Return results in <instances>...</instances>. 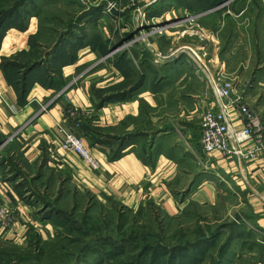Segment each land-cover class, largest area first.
Masks as SVG:
<instances>
[{"label":"crops","instance_id":"obj_1","mask_svg":"<svg viewBox=\"0 0 264 264\" xmlns=\"http://www.w3.org/2000/svg\"><path fill=\"white\" fill-rule=\"evenodd\" d=\"M37 1L39 5L14 9L0 5V207H9L13 217L10 227L0 221V243L27 247L31 238L51 242L60 233L57 211L38 207L27 190L19 193L28 176L36 174L39 181L50 171L66 173L98 205L137 215L159 209L175 219L229 204L242 232L259 240L234 243L220 264H264V154L253 160L220 151L206 154L200 144L203 115L219 106L213 81L221 71L235 83L233 98L241 96L264 124V5L246 19L253 35L262 34L261 48L247 31L244 57L236 51V22L223 50L222 37L205 24L208 14L223 7L229 18L237 17L230 3L199 11L203 15L193 35L188 30L172 39L167 33L165 52L153 39V48L141 42L114 59H103L120 41H115L111 15L87 11L75 0ZM56 1L59 5H47ZM162 1L140 0L139 5L149 12L156 10L149 5ZM185 2L205 9L198 0H165L162 14L177 18L173 7L188 6ZM133 17L129 25L138 28L137 14ZM221 23L219 33L226 19ZM198 37L208 40L206 46ZM156 51L169 58L156 62ZM79 112H86V118ZM230 115L233 128L241 129L235 107ZM74 121L99 161L98 169L61 148ZM14 154L22 165L9 177L8 160ZM45 185L50 190L55 182ZM167 262L186 264L184 258Z\"/></svg>","mask_w":264,"mask_h":264},{"label":"rangeland","instance_id":"obj_2","mask_svg":"<svg viewBox=\"0 0 264 264\" xmlns=\"http://www.w3.org/2000/svg\"><path fill=\"white\" fill-rule=\"evenodd\" d=\"M26 1L0 0V5L26 4ZM44 1L42 2L44 3ZM75 1L85 7L81 0ZM89 1L94 5L101 0ZM102 1H116L118 3L117 10L111 15L116 26V42H118V39L120 43L128 41L132 39L130 37L132 34H139L140 30L137 27L132 23L129 25L130 21L134 19L133 15L137 13V7L132 5L131 0ZM226 1L228 0H223V3ZM39 3L37 0H31L26 5H39ZM47 5H59V3L56 1ZM257 5H264V0H232L230 7L234 8L237 14V17L233 18L234 20L229 18V14H225L227 8L224 7L206 16L205 24L210 26L209 30L222 37L220 50L226 47L230 30H232L235 22L237 24L235 27L236 38H238L239 42V48L236 51L239 57H244L246 54L245 48L248 46V38L247 36L245 38V35H247V31L249 32L250 40H254L255 44L258 41V46L261 48L262 34L253 35L252 27H248L246 24V19L254 15L253 8H256L257 13L259 12ZM209 6L204 5L205 9L203 10H209ZM101 7H94L98 8V15H102ZM153 7L157 9L150 16H160V11L164 10V6L160 3L158 5H149V8ZM85 10H87L86 7ZM87 11L92 12L94 10L90 9ZM60 17L68 19L64 14ZM166 17H168L167 20ZM200 18L195 24H190L187 22L180 23L181 18H173L171 15H166L163 17V25L171 23L167 31L161 35L151 34L150 29L155 25L153 23L151 26H145L142 29V33L151 34L149 35L150 40L153 42V39L157 40L162 51H164L166 50L167 33L172 35V39L173 37H182L188 33V30H191L190 35H193L194 30L199 29ZM219 18L222 21L226 19L227 23L225 24L227 29L224 28L221 33H219L218 25H221L222 21L218 23ZM47 21L48 19L44 20L43 24ZM157 24L161 25L159 22ZM62 27L66 29L65 25ZM198 39L201 40L202 38L198 37ZM207 41L206 38L201 40L203 46H206ZM116 44L113 46H116ZM137 46H134L133 49L137 48ZM143 68L141 67V71L145 72L146 68ZM8 163L11 164L9 177H15L20 171L19 165H22V159L17 154H14L13 158L8 160ZM40 181H46L45 184L48 185L55 182V185L54 187L50 186L51 189L48 190L46 185ZM61 182L65 184V189H62L59 185ZM24 183L28 187L29 195H34L31 200L38 207L44 209L49 206L48 212H60L57 218L60 234L65 237H71L69 233L72 232L74 237L69 239L72 240L74 238L73 240H77V242L64 240L62 248L59 249L57 247L56 250H54L55 247L50 242H39L27 247H14L0 243V264H69L67 259H72L73 255L82 257L80 263H86L94 261L99 254H115V256L106 259V264H168V260L177 258L181 261L184 258L186 264H220L225 263L224 260L230 257V250L234 243L244 240H259V237L254 234L242 232L241 228H239V221L241 222V220L238 221V218L228 212L232 208L229 204L207 208L202 210L201 214L188 213L183 217L173 219L166 217L163 211L159 209H153L143 215L131 213L121 207L106 209L98 205L91 197L73 184L66 173L48 171L46 178L39 179V181L38 175L34 174L28 176ZM62 192L65 193L64 199L61 200L60 194ZM98 237H101L102 240L94 241ZM205 237H207L205 240L196 242ZM96 243L98 247L95 246ZM83 246L89 248L85 253L80 252ZM94 250H97L96 254L93 253Z\"/></svg>","mask_w":264,"mask_h":264},{"label":"built area","instance_id":"obj_3","mask_svg":"<svg viewBox=\"0 0 264 264\" xmlns=\"http://www.w3.org/2000/svg\"><path fill=\"white\" fill-rule=\"evenodd\" d=\"M87 10L94 7L102 6V14L112 15L115 13L118 7L116 1L106 2L99 1L94 4L89 0H81ZM132 5H135L136 14L138 18V29L140 30L138 35L132 34V39L119 42L116 46H112L103 59H114L116 55L125 53L137 46L141 42L148 48H153V41L150 40L149 35H161L167 28L171 26V23L164 24L163 17L167 14H161L160 16H150L149 12L139 5V0H131ZM232 0L222 2L218 5H229ZM173 7V11L178 10L177 18H181L180 23L195 24L203 13L191 12L186 6ZM218 8V7H217ZM168 17H166V20ZM159 22L161 25H158ZM155 25L150 29V33H142V29L145 26ZM177 24V23H176ZM169 57L162 51L155 52V61L162 62ZM220 79L213 81L215 93L219 99V106L207 110L202 118L201 122V138L200 144L206 154L212 151H220L223 156H233L240 159L253 160L261 152L264 154V124L262 122L259 112L252 106H250L241 96L233 98L235 90L234 82L230 78L226 77L225 71L220 72ZM235 107L239 117L243 121V127L241 129H234L232 126V118L230 115V108ZM45 108V106H43ZM80 116L86 118V112H79ZM68 119V118H67ZM73 128L64 133L61 140V148L66 151H74L84 159L92 169L99 168V161L93 156L92 151L87 148L83 143L81 133L78 128L80 124L78 121L73 122ZM248 141H252L253 144L250 147L244 146ZM0 221L4 222L7 226H13V217L9 207H0Z\"/></svg>","mask_w":264,"mask_h":264},{"label":"trees","instance_id":"obj_4","mask_svg":"<svg viewBox=\"0 0 264 264\" xmlns=\"http://www.w3.org/2000/svg\"><path fill=\"white\" fill-rule=\"evenodd\" d=\"M31 0H27L26 2L28 3V2H30ZM199 1V3L201 4V3H203V5H210L209 6V8H212L213 6H216V5H218V4H220L221 2H223V0H198ZM165 2V0H163L162 2H161V5H163V3ZM26 3V4H27ZM26 4H21V3H19V4H17V5H12V9H14V8H16L18 5H26ZM180 4H182V3H180ZM184 4H187L188 6H186V7H188L189 8V10L191 11V12H201V11H205V10H203V9H196V8H193L192 7V3H188V2H185ZM179 5V4H178ZM164 6V5H163ZM96 13H98V8H92ZM157 9V8H156ZM93 11V12H94ZM156 10H154V11H149V15H151V13H153V12H155ZM164 11V10H163ZM163 11H160L161 13L159 14V15H161L162 14V12ZM159 13V12H158ZM158 15V14H157ZM5 15L3 14V19L5 18L4 17ZM153 16V15H152ZM19 193L21 194V195H23L24 193H26L27 191V187L24 185V184H20L19 185ZM58 214H60V212H57ZM72 232L71 233H69V236H71V237H65L64 235H61L60 233L56 236V238L53 240V241H51L50 243L53 245V247H55L54 248V250H56L57 249V247H59V249H61L62 248V246H63V241L64 240H68V241H72V242H77V240H71V239H69V238H72V237H74V236H72ZM75 235V234H74ZM68 236V235H67ZM100 240H102L101 239V237H98V238H96V239H94V241H100ZM39 242H41V241H39V240H37V239H35V238H31L30 239V241H29V245L30 246H33V244H38ZM95 246L96 247H98L97 246V243L95 244ZM63 248H65V247H63ZM66 250V249H65ZM86 250H89V248L88 247H86V246H83L82 247V249L80 250V252H84L85 253V251ZM96 251L97 250H94L93 251V253L94 254H96ZM91 252V251H90ZM89 252V253H90ZM86 254H88V252H86ZM113 256H115V254H109V255H103V254H99L97 257H96V259H94V261H92V262H86V263H93V264H102V263H106V259L107 258H111V257H113ZM82 259V257H80V256H78V257H76L75 255H73V258L72 259H67V261H68V263L69 264H86V263H80L81 260ZM130 264H132V263H130ZM134 264V263H133Z\"/></svg>","mask_w":264,"mask_h":264},{"label":"water","instance_id":"obj_5","mask_svg":"<svg viewBox=\"0 0 264 264\" xmlns=\"http://www.w3.org/2000/svg\"><path fill=\"white\" fill-rule=\"evenodd\" d=\"M175 58V57H174ZM207 237H205V238H203V239H199L198 241H196V242H199V241H201V240H205Z\"/></svg>","mask_w":264,"mask_h":264}]
</instances>
